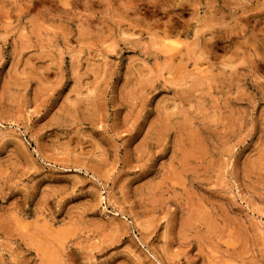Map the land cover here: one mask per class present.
Returning a JSON list of instances; mask_svg holds the SVG:
<instances>
[{"label": "rangeland", "instance_id": "1", "mask_svg": "<svg viewBox=\"0 0 264 264\" xmlns=\"http://www.w3.org/2000/svg\"><path fill=\"white\" fill-rule=\"evenodd\" d=\"M0 264H264V0H0Z\"/></svg>", "mask_w": 264, "mask_h": 264}]
</instances>
